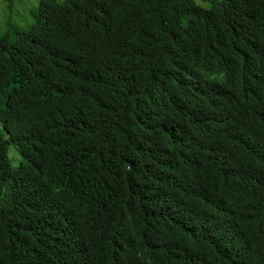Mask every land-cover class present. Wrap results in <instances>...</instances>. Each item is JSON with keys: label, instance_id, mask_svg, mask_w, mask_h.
<instances>
[{"label": "trees", "instance_id": "obj_1", "mask_svg": "<svg viewBox=\"0 0 264 264\" xmlns=\"http://www.w3.org/2000/svg\"><path fill=\"white\" fill-rule=\"evenodd\" d=\"M34 12L0 36V264H264V0Z\"/></svg>", "mask_w": 264, "mask_h": 264}, {"label": "rangeland", "instance_id": "obj_2", "mask_svg": "<svg viewBox=\"0 0 264 264\" xmlns=\"http://www.w3.org/2000/svg\"><path fill=\"white\" fill-rule=\"evenodd\" d=\"M7 0H0V36L3 33L12 34L17 31H24L33 23L34 10L38 0H15L12 9H7ZM196 4L207 7L209 0H193ZM2 127L0 125V134ZM10 167H15L20 162L18 149L9 144L6 154Z\"/></svg>", "mask_w": 264, "mask_h": 264}]
</instances>
